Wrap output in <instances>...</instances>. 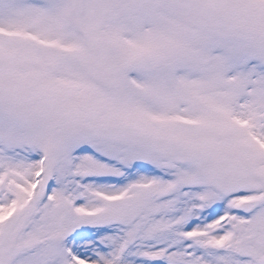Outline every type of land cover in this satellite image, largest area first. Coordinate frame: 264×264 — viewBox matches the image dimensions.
<instances>
[{
	"label": "snow or ice",
	"instance_id": "obj_1",
	"mask_svg": "<svg viewBox=\"0 0 264 264\" xmlns=\"http://www.w3.org/2000/svg\"><path fill=\"white\" fill-rule=\"evenodd\" d=\"M0 264H264V0H0Z\"/></svg>",
	"mask_w": 264,
	"mask_h": 264
}]
</instances>
